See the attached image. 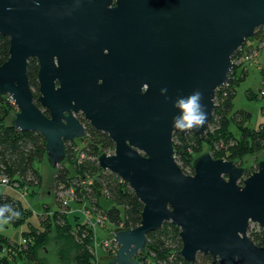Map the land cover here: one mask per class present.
<instances>
[{"label":"water","instance_id":"95a60500","mask_svg":"<svg viewBox=\"0 0 264 264\" xmlns=\"http://www.w3.org/2000/svg\"><path fill=\"white\" fill-rule=\"evenodd\" d=\"M262 27L264 0H0V36L10 39L0 94L18 108L11 125L40 133L57 170L66 144L87 136L76 117L83 113L115 145L98 158L100 168L144 205L139 227L114 231L118 250L109 264H140L148 235L165 223L180 230L189 262L201 254L218 264H264V247L249 237L252 225L264 229V152L254 154L258 170L247 177L253 155L241 167L209 152L188 175L174 148L175 134H206L233 57ZM31 59L40 66L39 105ZM195 90L203 93L206 124L174 131V101Z\"/></svg>","mask_w":264,"mask_h":264},{"label":"trees","instance_id":"16d2710c","mask_svg":"<svg viewBox=\"0 0 264 264\" xmlns=\"http://www.w3.org/2000/svg\"><path fill=\"white\" fill-rule=\"evenodd\" d=\"M252 41L256 44L249 46L248 42L235 54L233 57L235 65H243L245 62H241V60L258 50L264 51V27L257 30ZM250 50L253 52H249L250 54L246 52ZM9 51L10 39L0 36V66L9 59ZM38 72L39 62L36 59H31L28 65V77L36 102L40 95ZM232 74L233 72L230 74L228 83L217 92L216 110L212 121L207 126L206 134L202 137L196 136L194 133L185 136L175 134L174 136L177 162L188 175L194 174L192 163L197 156L203 154L205 145L209 147V153L215 159H226L236 163L248 155L264 152V122L258 128H252L250 120L253 115L246 111H235L234 99L239 84L237 85L238 81ZM260 77L262 94L264 93V67L260 70ZM247 98L252 101L257 99V95L253 91H248ZM17 112L18 108L11 97L0 94V177L7 179L9 185L14 183L19 184L22 188L35 187L42 184V175L36 167V163L46 156V140L38 132L21 131L12 126L11 119ZM45 114L49 116L48 112ZM7 120H9L8 123ZM233 125L235 131L231 128ZM82 141V147L78 146L76 141L66 144L67 165L57 170L55 185L63 189L66 188L72 192V196L69 198L68 205L63 203L68 208L67 213L55 211L50 225L54 224L53 228L55 229L61 230L66 227L72 230L71 228L76 226L72 216L81 218L80 214L79 216L74 214L79 211L78 208L76 209L78 206L76 204L86 203L90 204L88 207L86 206L87 212L102 217L104 222L114 226L112 232L139 227L144 205L126 182L110 171L102 170L98 164L101 154L114 152V143L107 134L97 132L90 124L87 125V137ZM70 167L75 170L74 177H70ZM101 198L112 200L115 206L111 209L103 208L100 202ZM5 205H10L12 211L19 213L18 217L9 220L16 226L25 223L31 216L30 209L24 205L23 201L0 192V207ZM71 205L75 208L74 210L69 209ZM11 214V212H5V218ZM82 222L84 226H87L89 234L86 239L81 236L78 238L82 245L78 264H94L87 245L95 247L94 234L96 233L88 226L85 219ZM30 228L28 232L24 233V240L30 244L27 247L22 243L14 246L5 238L1 239L0 264H14L12 257L16 258V253L11 252L10 248L17 250L21 245L25 247H23L20 256L23 253L26 254L28 263L43 264L38 251L41 241L44 240V233L39 232L41 228L32 226ZM249 237L256 245L264 247V229L251 228ZM182 249L180 230L172 223H165L161 229L148 235L147 247L139 253L136 260L141 261L140 264H145L148 259L150 260L149 264H218L211 255L201 254L198 255L196 262H189L181 256Z\"/></svg>","mask_w":264,"mask_h":264},{"label":"rangeland","instance_id":"374dc122","mask_svg":"<svg viewBox=\"0 0 264 264\" xmlns=\"http://www.w3.org/2000/svg\"><path fill=\"white\" fill-rule=\"evenodd\" d=\"M247 42H249V46L256 44V42L252 40H248ZM246 52L249 53L253 51L250 50ZM252 56L253 58L249 61H246L243 65H234L231 73L233 72L232 76L236 81H238L237 85L239 84L236 89V96L234 99L235 111L241 110L251 113L253 116L250 120V126L252 128H258L259 125L264 122V96L261 94L262 84L260 77V70L264 67V51L258 50L257 52H254ZM248 91H253V93L257 95V99L250 101L247 98ZM9 120H7V123ZM231 128L233 131H235L234 125ZM82 142V140H78L76 141V144L82 147ZM206 152H209V147L207 145H205L203 150V153ZM252 160L255 163H252L250 166V172L247 168H245V177H247L249 173H253L258 170L257 162L259 161V157L257 155H253ZM237 164L242 167L243 160ZM66 165L67 159L62 165L59 166V168ZM36 167L39 169V172L42 175L41 185L29 188H22L19 186V184L14 183L9 186H0V192L9 195L16 200L23 201L24 205L30 209L29 213H31L29 219H27V221L22 225L16 226L8 222L0 226V243H2L1 239L5 238L14 246L20 245L22 243L27 247L30 244L28 243V245L27 243L23 242L24 233L31 229L30 226L34 228H41L39 232L44 233V240L40 243V249L38 253L43 264H78L80 248L82 246L78 241V238L79 236H81L83 239L88 238V228L87 226L83 225L82 221L84 219L87 220L86 206L88 207L90 204H76L78 205L76 206V209H79V213L75 212L74 214H77L78 216L80 214L81 216L79 217L81 218H75L72 216V220H74L73 223L76 222V226H73V228H71L72 230L66 227H63L61 230L58 228H53L54 224L50 225V223L52 222L51 218L55 211L67 213L68 208L63 204V200L70 197L68 196L69 190L66 188L63 189L57 187L55 185V176L59 168L54 170L49 164L46 156L41 161L36 163ZM69 170L70 177H74L75 170H73L72 167H70ZM100 202L105 209H111L115 206L113 201L108 198H101ZM72 205L69 206V209L74 210V205ZM91 219L95 224L96 229V234H94V237L96 238V243L94 242L95 247L92 248L91 245H87V248L91 251L90 255L92 256V262L94 264H109V261H112L116 258V251L118 250V246L113 244L111 241L114 236L112 232L114 226L108 222L97 224L96 217ZM255 227L259 226L252 225L251 228ZM5 245L8 247L7 244ZM25 246L21 245L17 250L15 248H10L11 252L16 253V258L12 257V262L14 264H31L28 263L29 260L27 261L26 254L24 255L23 253L20 256L22 249H24L23 247ZM149 261V259L146 260L145 264H149ZM139 262L141 263V261Z\"/></svg>","mask_w":264,"mask_h":264},{"label":"clouds","instance_id":"9594fccd","mask_svg":"<svg viewBox=\"0 0 264 264\" xmlns=\"http://www.w3.org/2000/svg\"><path fill=\"white\" fill-rule=\"evenodd\" d=\"M162 94L167 93V89H161ZM203 93L195 90L188 96H179L173 104L179 114L173 117L172 128L174 131L189 132L203 127L208 120V112L201 103ZM113 154V153H112ZM111 154V155H112ZM5 212H11V216L5 218ZM19 213L11 210L10 205L0 207V226L9 222L13 217H18Z\"/></svg>","mask_w":264,"mask_h":264},{"label":"built area","instance_id":"2783aa9c","mask_svg":"<svg viewBox=\"0 0 264 264\" xmlns=\"http://www.w3.org/2000/svg\"><path fill=\"white\" fill-rule=\"evenodd\" d=\"M253 58V56L251 55V56H247V57H245V58H243L242 60H241V62H246V61H249V60H251ZM262 95H264V93H262ZM114 153V152H113ZM109 155H111L112 153H108ZM0 185H6V186H8L9 185V181L7 180V179H5V178H2V177H0ZM23 197H25L24 195H22ZM68 196H72V192H69V195ZM70 197H68L67 199H65L64 201H63V203L65 204V205H68V201H69V198ZM86 217H87V223L89 224V226L92 228V229H94V231H95V233H96V229H95V224L92 222V219L91 218H93V217H96L97 218V224H103L104 223V219L102 218V217H100V216H94V215H91L89 212H87L86 211ZM91 217V218H90ZM113 234H114V232H113ZM113 240H114V236H113V239L111 240L112 242H113ZM24 243H26L27 241L26 240H24L23 241Z\"/></svg>","mask_w":264,"mask_h":264},{"label":"flooded vegetation","instance_id":"af4514ba","mask_svg":"<svg viewBox=\"0 0 264 264\" xmlns=\"http://www.w3.org/2000/svg\"><path fill=\"white\" fill-rule=\"evenodd\" d=\"M40 68V66H39ZM39 73V72H38ZM58 86H59V83H57ZM39 91H40V86H39ZM40 96V95H39ZM35 97V96H34ZM76 117L78 118V120L84 125L85 127V130L87 132V125L90 124V122H88L86 119H85V116L83 113H80L78 115H76ZM91 125V124H90ZM92 126V125H91ZM93 127V126H92ZM94 128V127H93ZM98 132V131H97ZM87 137V136H86ZM78 141V140H77ZM72 143V142H71ZM115 151V150H114Z\"/></svg>","mask_w":264,"mask_h":264}]
</instances>
